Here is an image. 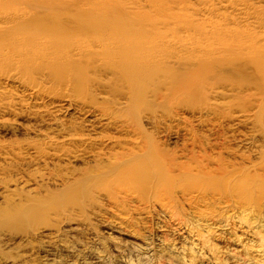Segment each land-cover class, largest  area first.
I'll return each instance as SVG.
<instances>
[{
	"label": "bare ground",
	"instance_id": "bare-ground-1",
	"mask_svg": "<svg viewBox=\"0 0 264 264\" xmlns=\"http://www.w3.org/2000/svg\"><path fill=\"white\" fill-rule=\"evenodd\" d=\"M5 1L9 4L16 3L20 8H29L20 10L0 9V132L8 134L11 133L12 128L15 130V127H17L33 134L34 140H36L33 142H43L48 150L45 155L43 154L44 149L37 148V144L28 146L31 151L29 153L30 159L35 166L37 164L42 165L41 162L43 161L41 158L44 157L56 162L67 161L70 164L87 158L100 157V152H97L98 154L92 151L89 152L87 150L88 146L120 144L125 138L96 137L97 130L103 129V127L113 128V126H116V131L120 132L119 129L123 131L122 126H117L119 125L118 123H123L122 120H131L121 116L120 112L128 108L141 111V108L149 103L152 98L163 100V97L166 96L165 100L172 99L184 103L186 108L182 109H187L188 112L191 110L190 113L198 124L201 123L202 119H215L220 120V122H229L231 129L234 131L242 126H246L247 129L251 126L254 128H259L260 126L255 121V123L252 121L254 117L246 119L245 112L239 111L237 109L239 106L231 104L234 102H230L228 99L236 91L246 90L249 92V98L255 100L260 98L262 102L260 99L259 101L264 106V67L260 64L264 56V34L257 32L264 30V7L254 6L256 3L259 5L264 3V0H222L224 5L218 2V4H221L220 8L215 6L217 3L215 5L212 4L216 0H196L200 8H193V10L196 9L195 11L198 16H201L203 21H200V19H197V21L194 19L195 17L192 18V15L188 14L189 12L186 13L188 9L185 12L183 10V13L190 18L189 23L191 25L183 32L174 28H172L174 30H169L168 28L165 31L155 27L149 28L143 19L135 15L137 9L133 6L137 5L140 0H126L128 6L126 9L117 7L112 0H107L101 7H96V4L89 2L85 9L73 7L67 9L64 7L67 1L77 4L81 0ZM176 1L182 2L181 4H190L193 0ZM155 8L159 12H163L161 8L157 6ZM227 10L235 12L238 18H230L221 12ZM251 11L254 14H261L262 18H258L255 21L257 18L252 16ZM167 16L171 17L170 14ZM241 20L248 22L249 31L246 27L248 32L244 33V27L241 29ZM231 23H234L235 26ZM196 24H203L210 28L227 27L229 33H223L218 36L206 34L203 36L205 46L195 45L190 42V39L201 31L200 28L194 26ZM235 32H242V39L233 38L232 36ZM171 34L174 38L168 40ZM218 53L231 56L232 64H213L214 57ZM241 56H246L248 61H252V74H249L246 68L236 63V59ZM233 76L241 80L235 83ZM250 77H253L257 83L249 84ZM112 86L117 88H112ZM153 88H160L162 91L160 90L159 94L155 91V95L154 91H151V89L154 90ZM99 96L105 101L110 100V98H116L120 103L116 101L117 103L110 110H105L102 107H98V109L97 106L93 105L92 101ZM220 100L221 102H219ZM93 111L100 113V116L96 115L99 116L98 122H89V124L82 127L86 134L82 137L77 135L75 129L77 130L76 127L78 126H75L73 122L74 125H70L68 123L70 121H66L67 117L71 113L85 116ZM233 113L235 116H233ZM145 115L144 112L136 113L134 116L136 122H141L142 120L149 122L154 119L155 114L150 112L148 116ZM46 116L48 119L45 118ZM37 117L41 120L39 119V122L35 123ZM26 122H34L37 128L26 129L24 127ZM85 122L88 121L85 120ZM239 143L243 148H250L249 150H252V146L255 148V142L252 137ZM240 145L238 146L240 147ZM71 146H75V149L71 150ZM68 147L70 148L68 149ZM130 155L132 156L133 154ZM3 158L6 159L7 156L5 155ZM128 159H130V156ZM134 159L136 158L134 157ZM143 159L144 156L141 159L129 161V163L127 162L128 165L126 164L127 166L123 167L122 172L119 173L118 171L120 170L117 171L121 179L126 178L125 181L127 180L129 185L126 184L128 186L126 188L129 190L137 188V180L135 178L146 167ZM121 162L123 163V161ZM68 165L65 164L63 166ZM42 178H39V181ZM205 180L207 181V178ZM30 181H23L25 185H21L29 187L34 186L37 182L35 180L34 184H30ZM97 182L96 180L85 183L97 185ZM248 182L242 177L229 184L230 186L232 185V188L225 183L224 185L239 194L240 192L244 193L243 196L245 198L246 191L249 190L250 192L251 190ZM92 184L88 187H91ZM146 184L140 183L139 185L145 187ZM39 185L37 187H40ZM95 186L90 189L87 186L81 188L80 183L77 190H75L76 188L71 191L67 190L69 192L66 195L67 198H72L75 202H72L71 206L69 204V206L59 208L61 209L60 211L58 209L56 216L60 224L73 223L72 231L81 234V232L87 230L88 225L84 221L86 220L85 218L84 220L81 219L84 214L88 215V213L92 212L93 215V212H96L95 208L97 206L95 205H98L102 209L101 211L104 209V213H111L116 219L114 222L102 221V227L109 234L125 236L127 228L125 230L124 222L128 217L124 219L123 217L125 216L121 213L117 200L104 193L102 181H99L97 187ZM148 189L150 190V188ZM81 190L83 191L81 192ZM143 190H137L136 194H139L138 196L143 195L140 196L141 199L138 198L139 201L137 199V202L143 209V211H139L145 212L146 215L148 200H143L146 196V192ZM128 192L129 194L127 195L130 196V191ZM246 194V199L248 194L249 197L254 195ZM81 196H87L88 198V202L84 203V205H81ZM135 197L137 198V196ZM255 197H257V202L254 203L253 201L256 199L254 200L253 198H251L253 203L250 201L253 204L249 208V210L253 209L252 212L250 211V214H252L251 218L249 215L251 222H246V225L249 224L248 227L245 225V228H247L246 237L249 238L247 243L242 244L239 237L231 238L230 245L232 248H227L228 250L223 253V258L218 264H264V202H258L260 196L256 195ZM87 198L84 199L87 200ZM157 198H155V201L159 202L161 199L158 200ZM95 199H100L103 205L97 203L100 202L99 200L95 203ZM148 199L150 200V198ZM151 201H153V198ZM151 201L148 202L150 203ZM242 201H244L243 197ZM166 203L164 204L166 205ZM164 204L158 207L156 217L160 221L166 218H168L167 220L170 219L169 221H175L176 228L169 233L173 238L159 239L156 248H153V245L146 238L143 246L133 244L125 247H116L115 245L114 252L118 258V264H153V253H158V251H161V257H163V260L159 261L158 264H211L212 261L214 262L206 255V250L209 248L208 239L213 236L225 239L230 227H228V224L230 223L226 221L214 222V218L211 219L210 217L211 215L207 214L209 217L203 214L200 215V213H203L201 211H195L187 216L184 215L185 217H181L179 213L180 216L176 214V210L175 213L174 209L171 211L172 208L166 207ZM240 204L242 205V203ZM249 205L245 206L247 210ZM140 207L138 208L140 209ZM247 210L245 211L246 213L248 212ZM97 211L100 212L98 208ZM245 212L243 211L245 216H248ZM81 214H83L82 218ZM138 215V221L144 220L143 216L145 218V215L143 213ZM100 216L97 215L96 218ZM245 216L242 215L240 218ZM73 217L77 218L74 219ZM240 220L241 223L245 224L243 219ZM247 220H249L248 217ZM134 221L136 220L134 219ZM58 227L52 231L48 227L34 230L36 234H41L48 242V245L42 249L45 253L44 261L37 262L35 260V252L26 245L29 242L26 240L22 249L20 247L21 244L18 247L20 250L16 249V251L19 250L17 253L21 255L20 258H23L24 260H22L26 261L27 264H67L66 257L59 256L58 251L62 250L68 254V257L74 258L76 260L75 263L78 262V264H111L110 258L100 247L99 240L96 237L93 245L89 243L87 246H83L84 250L81 252V245L72 242L74 241L72 238L71 245L67 244L66 236L63 235ZM35 233L34 235H36ZM36 236L39 237V235ZM5 237L7 236H0L2 249L8 244L4 242L7 240H4ZM0 264L15 263L4 260L0 252Z\"/></svg>",
	"mask_w": 264,
	"mask_h": 264
},
{
	"label": "rangeland",
	"instance_id": "rangeland-1",
	"mask_svg": "<svg viewBox=\"0 0 264 264\" xmlns=\"http://www.w3.org/2000/svg\"><path fill=\"white\" fill-rule=\"evenodd\" d=\"M112 1L113 4H115L119 8H128L126 0ZM89 2H93L94 4H96V7H101L105 2H107V0H81L77 4H73L67 1L64 7L67 9H70L72 7L85 9L87 8V4ZM179 2L176 0H140L139 3L135 5L136 7H133L137 9L135 15L138 18L143 19V21L149 28L155 27L157 29L159 28L162 31H165V29L168 28L169 30L178 29L180 32H183L185 29L191 27L189 23L190 18L183 13V10L185 12V10L188 9L186 13L189 12L188 14L192 15V18L195 17L194 19L196 20L200 19L201 21L202 18L200 15L198 16V13L195 11L196 9L193 10V8H200V5L196 0H193L190 4H181L182 2ZM218 2H220L221 4L223 3L222 5H224V2L222 0H216L212 4L215 5L216 3L218 4ZM220 3L218 5L216 4L215 6L217 8H220ZM186 5H188V7H186ZM155 6L161 8L163 12H159L155 8ZM254 6L264 7V3L260 5L256 3ZM1 8L20 10L29 7L20 8L16 3L9 4L5 0H0V9ZM221 12L226 14L230 18H238L236 13L231 10ZM251 13L254 18H257L255 19V21L258 20V18H262L261 14H254L253 11H251ZM169 14L171 15L170 18L167 16ZM194 19L193 21H195ZM241 22V29L242 27H244V33L248 32V22L246 20H241ZM231 24L235 26L234 23ZM194 26L200 28L201 30L199 34L193 36L190 39V42L195 45L205 46V44L203 43V36L206 34H215L216 36H218L223 33H229L227 27L210 28L203 24H196ZM242 32H235L232 37L236 39H242ZM257 32L264 34V30ZM173 38L174 36L171 34L169 35L168 40H171ZM215 63L230 65L232 64V57L229 55L218 53L214 57L213 64ZM236 63L239 66L246 68L249 74L253 73L252 61H248L246 56L237 58ZM260 64L264 67V56L261 59ZM240 80L241 79L233 76V81H235V83H238ZM254 83H257V81L253 77H250L249 84L252 85ZM114 87L115 89L117 88L116 86H112V88ZM153 89L154 90L151 89V91H154V94L155 91L158 92V94L162 91V89L160 88ZM248 93L249 92L246 90L236 91L228 99V101L234 102L231 104L239 106V108L237 109L239 111L241 110L245 112L246 119L254 117V120L252 119V121H255L258 126L260 125L259 128H254L251 126L249 129H247L246 126H242L243 128L238 127L234 131L233 129H231V124L229 122H220V120L215 119H202L200 121L202 124H198L193 115L190 113L191 110L188 112L187 109H182L186 108L184 103H180L177 100L174 101L172 99L165 100L166 96L164 95L165 97H163V100H155L154 98L149 100L150 102L143 106L141 108V111H135L134 109L128 108L127 110L120 112L121 116L131 120H122L123 123H118L119 125L117 126H122L123 131L121 129H119L120 132L116 131V126H113V128L115 129H113L112 127H103V129H98L95 135L96 137L99 136L102 138L103 136H108V138L109 136L111 138H125L124 141L120 142V144H112L108 146H88L89 149L87 148V150H89V152H100L99 154H101L102 156H96L93 159H83V161L71 163L72 165L67 161L56 162L55 160L51 161V159H46L44 157L41 158L43 161L41 162L42 165L37 164L36 168V166L32 164V161L30 159L29 153L31 151L28 146H35L37 144V148L44 149L43 154L45 155L48 150L43 142H33L36 141L34 140L35 137L33 134L17 127H15V130L14 128H12L11 133L8 134L0 132V142L2 143L0 145V236L6 235L7 237H5L4 240H7L4 242H6V244L8 243L7 246H5V248L3 249L1 246L2 244L0 245V252L3 259L14 262L15 264H27L26 261H23V258H20L21 255H19L17 252H19L20 250L18 248L20 244V247L22 249L25 245V242L29 241V244L27 243L26 245L28 247H31L35 252V260H37V262L44 261L45 253L42 249L48 245V242L47 239L43 238L41 234H36L34 230L42 227H48L49 230L52 231L59 226L58 228H60L63 235L66 236L67 244L69 246L72 242L78 243L79 245H81L82 252L84 250L83 246H87L89 243L93 245L96 237L99 240L98 243L100 247L110 258V263L118 264V258L114 252L115 245L116 247H125L133 244L143 246L144 239L146 238L153 245V248H156L159 239L173 238L169 233H171L170 231L175 230V221H169L170 219L167 220L168 218L162 219L160 221L157 220L156 217V213H158V207L167 202L168 204L166 203V205L164 204V206L172 208L171 211H173L174 209L175 212L176 210L177 213H175H179L181 217H185L195 211H201L203 213H200V215L203 214L206 217H209L211 215L210 217L211 219L214 218V222L226 221L227 223H230L228 224V227H230L228 228L229 231L225 239H219L215 236L208 239L209 248H207L206 250V255L211 260H214V262L212 261L211 264H218V262L223 258V253L228 250L227 248L231 247L230 240L232 241V239H234L235 237H239L241 238L242 244L247 243V240L249 238L246 237L247 228L245 227H248L249 224L246 225L248 221L251 222L250 218L252 214L250 213L253 209L249 210V208L253 205L251 203L257 202V197L255 196H260L258 198V202H264V106H262V101L260 98H258L257 100L251 99L249 98ZM84 97H86V95H84ZM259 99L261 102L259 101ZM116 101L119 100L116 98H110V100L105 101L99 96L97 98H94L92 102L93 105L97 106V108L102 107L105 110H110L113 106H115L114 104L117 103ZM219 102H221V100ZM93 112L87 114L89 115L88 117L87 115L84 116L82 114L80 115L71 113L67 117L66 121H70L68 123H70V125L72 126L74 124L75 126H78L79 129L78 127H76L77 130L75 129V133L82 137L86 134L85 130H83L82 127L89 124V122H98L97 119H99L100 113L98 111H95L94 113ZM139 112H144V114H146L145 116H148V114L152 112L153 114H155L154 119L149 122L144 120H142L141 122H136L134 116ZM253 114H255L256 116H253ZM47 116L45 117L46 119H48L49 117ZM233 116H235L234 113ZM39 119L40 118L37 117L35 123L39 122ZM85 120L88 122H85ZM128 122L131 123L132 126L131 124L129 125ZM35 123L26 122L24 123V127L26 129L37 128L35 127ZM102 123L104 124V122ZM81 128L82 130H80ZM254 130L256 131L254 132ZM255 134L258 136H256ZM255 136L257 137L256 140ZM251 137L255 142V148L253 146L251 147L252 150H249L250 148H243L239 142L248 140L249 138L251 139ZM127 140L128 142H126ZM237 144L240 145V147ZM3 147L4 149H2ZM72 147L73 146H71V148L68 147V149L70 148L71 150H74L75 146L73 148ZM4 154L7 156L6 159L3 158L5 157ZM130 154L133 155L131 156ZM129 156L130 159H128ZM143 156V163H145L146 165L145 170L140 172V174L138 175L139 177L137 176L138 178H135L137 180V188L129 190L128 188H126L129 186L127 180L125 181L126 178L121 179L118 174L122 172L123 167H126L128 165L129 161L141 159V157ZM134 157L136 159H134ZM121 161H123V163ZM118 162H120V165L118 164ZM64 163L71 166H63L65 165ZM101 173L104 174L102 175ZM41 175L43 178L41 177ZM242 177H244V179L247 182L249 181L248 183H250L251 190L250 192L249 190L246 191V193H250V195H252L256 191L253 197H249L248 194L246 199V193L244 198V193L240 192V195L239 193L231 189L232 185L230 186L229 184ZM39 178L42 179H40L39 181ZM78 178L79 180L81 179L82 182L79 181ZM204 178H207V181ZM230 178L232 181L230 180ZM29 179H33L31 180L32 183ZM35 180L37 181V185L35 183ZM96 180L98 181L97 185H93L92 183H85L87 181ZM222 180L223 182L226 180L224 183L231 188H228L227 185H224ZM23 181H30V184H35L34 186L32 185L26 187L21 185L24 184ZM99 181H102V184H104V193L117 200L119 204L118 207L120 206L121 213H123V215L125 216L123 218L125 219L128 217L124 222L125 230L127 228V234L123 237L116 234H109L102 227V221L107 220L109 222H114L116 219L111 213H104V209L103 211H101L102 209L98 205H95L97 207L95 208L96 212H93V215L92 212L88 213V215L84 214V217L82 216L83 214H81V218L83 217L81 220H84L85 218L86 220L84 221H86L88 224L87 230L85 232H81V234L72 231L73 223L62 225L60 224L59 219L56 216V212L59 208L69 206V204L71 206L72 202H75L73 201L74 199L67 198L66 195L69 193L67 190L71 191L75 188V190H77L80 183L82 186L81 188H84L86 186L88 187L92 184L91 187H88L90 189L95 185V187H97L99 185ZM208 181L209 183H207ZM76 182L78 183V185ZM138 183L147 184L145 187H141V185H139ZM126 184L128 186H126ZM209 184H211V186H209ZM38 185L40 187H37ZM212 185L215 187H213ZM148 188H150V190ZM221 189H223L222 192ZM137 190H143L146 192V196L148 197L145 196V199L143 200L151 201V199L153 198V201H151L152 203H149L147 201V208H150H146V212L148 213H146V215L145 212L139 211H143V209L140 207L141 205L137 202V199H141L140 196L143 195L138 196L139 194H136L138 192ZM151 190L153 193L151 192ZM82 191L83 190H81V192ZM128 191H130V196L127 195L129 194ZM225 191L227 194L225 193ZM229 191L231 192L229 193ZM238 194L240 195V197ZM134 195L137 196V198ZM242 197L244 201H242ZM84 198H87V196H81V205H84V203L86 204L88 202V198L87 200ZM148 198H150V200ZM155 198H157L158 200L161 199L159 201L161 203L160 205L159 202L155 201ZM251 198L256 200L252 202L251 200L253 199ZM98 200L100 202H97ZM96 202L100 204L103 203L100 199H95V203ZM240 203H242L243 208ZM247 203L250 204L248 210L247 207H245L248 206ZM152 205L155 209L151 207ZM138 207H140V209ZM97 208L98 210H100V212L97 211ZM240 209H242L244 212L247 210L248 212L245 213L248 216H245L243 211ZM60 210L61 209H59V211ZM231 210H233L234 212H231ZM139 213H143V215H145V218L143 216L144 220H141L143 222L137 220L139 219L137 218L139 217ZM94 214L96 215L94 216ZM179 214L178 216H180ZM241 214L246 218H240V216H242ZM97 215L101 216L96 218ZM247 217L249 220H247ZM73 218L75 219L77 217ZM134 219L136 221H134ZM238 219H243L245 224L243 222L242 224L241 220L239 221ZM34 233L36 235H39V237L34 235ZM71 238L74 241H72ZM16 249L19 250L16 251ZM58 252L59 256L61 255L64 258L66 257L67 264H78V262L75 263L76 260L74 258L68 257V254L64 253L62 250H59ZM160 252L161 251H158V253H153V264H158L159 261L163 260V257H161L162 253Z\"/></svg>",
	"mask_w": 264,
	"mask_h": 264
}]
</instances>
